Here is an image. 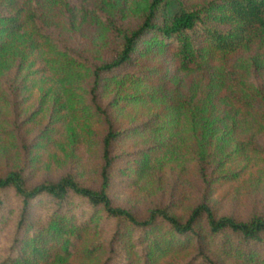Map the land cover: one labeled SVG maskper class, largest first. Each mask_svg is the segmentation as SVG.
Wrapping results in <instances>:
<instances>
[{
    "label": "rangeland",
    "instance_id": "1",
    "mask_svg": "<svg viewBox=\"0 0 264 264\" xmlns=\"http://www.w3.org/2000/svg\"><path fill=\"white\" fill-rule=\"evenodd\" d=\"M152 1L0 0V17L13 12L11 5L36 4L48 33L39 39L28 29L0 32L6 42L0 53V176L21 171L36 186L73 174L99 189L103 140L114 129L121 134L112 149L110 196L116 206L141 219L170 205L185 220L204 202L218 217L264 214L262 120L242 116L246 94L238 84L264 92V48L225 56L203 72H183L176 50L150 47L147 35L128 65L95 84L97 67L115 59L124 35L142 25ZM182 1L194 6L205 0ZM179 6L171 1L170 12ZM248 138L255 149L239 145ZM145 151L150 157H142ZM8 198L11 213L0 228V249L8 246L21 210L13 192ZM48 210L49 204L34 202L30 221L44 225ZM103 214L99 210L100 221L85 229L75 253L53 264H103L115 229ZM88 246L101 251L88 259L78 252ZM194 252L172 254L165 263L184 264ZM212 253L221 264H233Z\"/></svg>",
    "mask_w": 264,
    "mask_h": 264
},
{
    "label": "trees",
    "instance_id": "2",
    "mask_svg": "<svg viewBox=\"0 0 264 264\" xmlns=\"http://www.w3.org/2000/svg\"><path fill=\"white\" fill-rule=\"evenodd\" d=\"M171 1H152L142 25L124 35L115 59L95 70L97 86L102 84L103 74L132 61L147 35H151L150 47L176 50L178 69L183 72H203L225 56L254 46L264 48V0H205L194 6L176 0L180 6L170 12ZM11 7V14L0 17L1 33L9 36L28 29L39 39L48 36L36 4L29 8ZM5 49L6 42L0 38V53ZM238 84H243L241 89L246 94L240 100L242 116L260 118L259 129L264 132V92L252 90L245 82ZM120 135L110 129L103 140L105 164L99 189L85 186L73 174L36 186H29L21 171L0 176L1 229L11 213L8 194L13 192L21 205L8 246H1L0 264L63 262L75 253L88 225L100 221L96 215L101 209V218L115 225L103 264H178L165 260L190 250L195 252L184 264H221L214 258L213 250L233 264H264V214L253 213L244 220L232 215L218 217L204 202L185 220L173 214L170 205L158 206L141 219L130 209L116 206L110 196L111 171L116 160L112 149ZM253 143L248 138L239 145L255 149ZM150 155L145 151L142 157ZM34 202L49 204L44 225L30 221ZM85 214L89 216L83 220ZM100 251L99 246H88L78 252L92 259Z\"/></svg>",
    "mask_w": 264,
    "mask_h": 264
}]
</instances>
